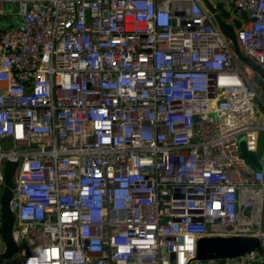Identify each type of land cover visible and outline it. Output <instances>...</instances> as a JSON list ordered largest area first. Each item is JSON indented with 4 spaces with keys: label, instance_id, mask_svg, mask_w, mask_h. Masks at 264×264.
I'll list each match as a JSON object with an SVG mask.
<instances>
[{
    "label": "built area",
    "instance_id": "2783aa9c",
    "mask_svg": "<svg viewBox=\"0 0 264 264\" xmlns=\"http://www.w3.org/2000/svg\"><path fill=\"white\" fill-rule=\"evenodd\" d=\"M215 1L264 66V0ZM240 62L203 0H0L13 264H264V171L240 149L264 93ZM211 235L263 253L199 258Z\"/></svg>",
    "mask_w": 264,
    "mask_h": 264
},
{
    "label": "water",
    "instance_id": "95a60500",
    "mask_svg": "<svg viewBox=\"0 0 264 264\" xmlns=\"http://www.w3.org/2000/svg\"><path fill=\"white\" fill-rule=\"evenodd\" d=\"M207 9L213 13L218 27L231 41V47L239 61L245 63L251 71V79L264 93V66L246 55L238 42L236 29L240 28L241 20L232 16L222 1L203 0ZM240 149L243 156L257 169L264 171V159L246 148L245 139H240ZM17 160H7L4 166L5 185L0 195V238L5 245L0 254V262L13 264L21 252V246L14 238L16 213L12 209L11 200L16 186L15 170ZM256 248L263 253L260 239L255 235L202 236L197 241V256L199 258L234 257Z\"/></svg>",
    "mask_w": 264,
    "mask_h": 264
},
{
    "label": "rangeland",
    "instance_id": "374dc122",
    "mask_svg": "<svg viewBox=\"0 0 264 264\" xmlns=\"http://www.w3.org/2000/svg\"><path fill=\"white\" fill-rule=\"evenodd\" d=\"M9 19H10L9 14L2 15V17H1V25H2V27H6L9 24ZM240 64H241L242 69L244 71H246V73L248 75L251 76V71L249 70L248 66L245 63H243V62H240ZM260 105H261L262 113H264V106L261 103H260ZM257 155L260 156V157H263V159H264V130L262 131V134H261V137H260V144H259V149H258Z\"/></svg>",
    "mask_w": 264,
    "mask_h": 264
}]
</instances>
